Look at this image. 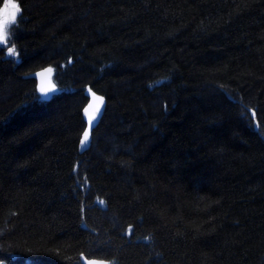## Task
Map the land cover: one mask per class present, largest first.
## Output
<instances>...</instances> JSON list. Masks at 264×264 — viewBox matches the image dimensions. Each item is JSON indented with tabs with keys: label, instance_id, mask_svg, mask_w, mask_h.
<instances>
[{
	"label": "trees",
	"instance_id": "obj_1",
	"mask_svg": "<svg viewBox=\"0 0 264 264\" xmlns=\"http://www.w3.org/2000/svg\"><path fill=\"white\" fill-rule=\"evenodd\" d=\"M16 2L0 263L264 264V0Z\"/></svg>",
	"mask_w": 264,
	"mask_h": 264
},
{
	"label": "water",
	"instance_id": "obj_2",
	"mask_svg": "<svg viewBox=\"0 0 264 264\" xmlns=\"http://www.w3.org/2000/svg\"><path fill=\"white\" fill-rule=\"evenodd\" d=\"M51 74L49 71H39L36 73H33L31 75H28L25 77V79H35L38 82V87L41 93H45L46 90H52L53 92H57L56 87L47 81L48 76ZM94 92H89V88L86 91V96L88 97L89 101L86 105L85 109H87V114L85 113V109L83 111V117L86 123V130L84 134L87 132V138L85 139V136L83 134L82 140L83 143L80 144V152L85 153L87 152L92 143V136L95 129L100 124L105 111H106V100L103 98L102 100L97 99L98 97H101ZM81 140V141H82ZM92 262H103V264H110L108 261L103 260H95V259H85L81 258V264H92Z\"/></svg>",
	"mask_w": 264,
	"mask_h": 264
},
{
	"label": "snow or ice",
	"instance_id": "obj_3",
	"mask_svg": "<svg viewBox=\"0 0 264 264\" xmlns=\"http://www.w3.org/2000/svg\"><path fill=\"white\" fill-rule=\"evenodd\" d=\"M21 9L16 0H4L3 7H0V45H7V30L11 27V25L17 22V17L21 13ZM14 48L9 49V53H14ZM18 55V53H17ZM51 71V69H49ZM91 92V89H89ZM94 95V93H93ZM97 99L102 100V97H98ZM85 113L87 114V109H85ZM87 132L84 134L85 139L87 138ZM83 143V140L81 141ZM103 203V202H101ZM92 264H98V262H92ZM99 264H103V262H99Z\"/></svg>",
	"mask_w": 264,
	"mask_h": 264
},
{
	"label": "rangeland",
	"instance_id": "obj_4",
	"mask_svg": "<svg viewBox=\"0 0 264 264\" xmlns=\"http://www.w3.org/2000/svg\"><path fill=\"white\" fill-rule=\"evenodd\" d=\"M19 16H20V14H19ZM19 16H18V17H19ZM18 17H17V20H18ZM13 26H14V24L11 25V27L7 30V33H6L8 42H9V40H10V30H11V28H12ZM7 44H8V43H7ZM8 56L16 57V53H15V51H14V53H12V54H10L9 51H8ZM47 81H48L49 83H53V77H52V76H49V77L47 78ZM45 93H46V94H44V95H45L46 97H50V96L52 95V92L49 91V90H46ZM0 264H4V263H0Z\"/></svg>",
	"mask_w": 264,
	"mask_h": 264
}]
</instances>
